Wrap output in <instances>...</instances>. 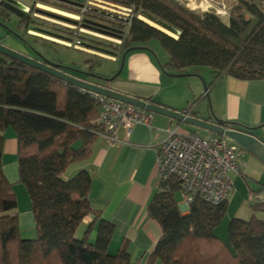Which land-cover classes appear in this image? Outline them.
<instances>
[{
  "label": "trees",
  "instance_id": "obj_1",
  "mask_svg": "<svg viewBox=\"0 0 264 264\" xmlns=\"http://www.w3.org/2000/svg\"><path fill=\"white\" fill-rule=\"evenodd\" d=\"M108 1L130 7L132 15L123 18L88 8L83 19L94 23L89 20L91 16L114 21L120 27H101L122 36L111 41L78 35L88 40L89 43L84 41L86 48L120 60L129 48L142 49L146 42L156 39L169 56L161 66L167 74H195L206 66L213 80L222 76L264 79V0L263 6L250 0H234L227 20L213 9L192 10L179 0ZM33 2L28 7L27 19L17 14L18 27L22 25L27 34L31 29L48 35L32 17ZM53 2L74 6L64 0ZM1 3V15L16 14L3 0ZM138 15L177 37L139 19ZM53 26L71 34L68 29ZM17 35L24 39L19 32ZM87 63V70L97 77L110 76L96 73L93 59ZM89 80L102 83L96 78ZM190 107L185 112L193 115ZM98 115V105L87 92L0 53V264H264V220L254 214L248 220L232 218L227 240H222L215 234V228L227 212V199L211 204L195 197L189 210L182 213L175 196L181 181L173 175L160 178L159 189L147 205V214L159 225L161 235L145 261L132 258L127 241L111 251L115 225L91 205L88 197L91 174L81 170L72 177L66 176L72 164L90 156L92 144L101 131ZM218 120L228 123L225 126L229 128L237 127L235 123ZM7 128L15 132L18 181L25 186L30 199L35 228V236L30 239L20 236L16 197L3 171V131ZM214 136L220 137L211 133ZM88 215L92 221L84 228L82 237H77L76 230Z\"/></svg>",
  "mask_w": 264,
  "mask_h": 264
},
{
  "label": "crops",
  "instance_id": "obj_2",
  "mask_svg": "<svg viewBox=\"0 0 264 264\" xmlns=\"http://www.w3.org/2000/svg\"><path fill=\"white\" fill-rule=\"evenodd\" d=\"M191 1L198 4L206 0ZM210 1L226 10L231 5L226 7L223 0ZM220 1L222 5H218ZM173 34L176 38L177 35ZM2 36H5L6 41L1 43L18 47L12 37L0 31ZM146 43L141 46L142 49L126 55L120 75L109 83L111 89L141 100H152V104L176 111H183L192 105L190 108L194 114L191 116L210 120L217 118L235 123L237 127L253 128L252 134L264 142V79L242 80L222 76L213 80L206 66L200 67L195 74L170 76L161 68L169 60L166 51V54L161 52L162 57L156 58L153 55L156 51ZM104 59L119 61L116 56ZM184 124L151 112L150 123L147 125L136 123L129 130L118 128L116 136L119 142L113 146L98 133L88 159L68 168L67 177L81 170L91 174L88 195L91 205L100 209L102 215L115 225L109 247L111 251L122 241H127L132 258L142 263L160 237L159 225L147 214V205L159 189L156 149L167 139L166 130L169 128H178L182 133H196L183 127ZM8 129L3 131L2 162L9 155L11 165L9 169L3 165V171L8 181L18 182L17 140L15 132ZM227 140L240 152L241 163L236 171L230 173L233 188L227 198L226 217L228 220H248L254 214L256 218L264 220V161ZM18 216L21 227H28L33 222L30 210H27L23 220L20 213ZM91 221L89 215L83 219L81 232ZM215 234L222 240L227 238L226 229L219 225L215 228Z\"/></svg>",
  "mask_w": 264,
  "mask_h": 264
},
{
  "label": "built area",
  "instance_id": "obj_3",
  "mask_svg": "<svg viewBox=\"0 0 264 264\" xmlns=\"http://www.w3.org/2000/svg\"><path fill=\"white\" fill-rule=\"evenodd\" d=\"M79 3L80 10L72 15L73 18L64 19L67 26L73 29V34L83 35L96 34L92 30L98 28L92 22L83 19V14L87 8L113 11L111 7L120 9L118 12L124 17L130 16L131 8L113 4L105 0H71ZM186 7L192 10L213 9L220 16H228V10L223 6H216L212 1L206 0L195 4L191 0H179ZM193 3L195 6H193ZM139 18V16H138ZM82 19V20H81ZM58 22V21H57ZM62 25V24H60ZM79 28L77 29V26ZM98 25V24H96ZM65 26V27H67ZM101 27V26H100ZM104 28V27H102ZM106 29V28H104ZM109 34L121 38V34L112 33L111 29H106ZM105 31V30H104ZM30 32V31H29ZM80 32V33H79ZM70 46V39H62ZM66 41V42H65ZM75 44H79L76 42ZM78 48L81 46L75 45ZM85 47V46H83ZM87 92L95 100L99 108L97 123L101 126V135L113 146L119 142L116 131L118 128L129 130L136 123L149 124L151 112L135 107L131 104L117 101L113 98L80 89ZM184 113L185 110H183ZM187 114V113H186ZM168 137L156 149V162L160 178L176 176L181 181L179 189L181 199L179 209L182 213L189 210V205L195 197H199L211 204L224 202L232 188L233 181L230 176L232 171L238 169L240 162V152L235 146L229 144L225 137L203 138L197 133H182L175 129H167Z\"/></svg>",
  "mask_w": 264,
  "mask_h": 264
},
{
  "label": "rangeland",
  "instance_id": "obj_4",
  "mask_svg": "<svg viewBox=\"0 0 264 264\" xmlns=\"http://www.w3.org/2000/svg\"><path fill=\"white\" fill-rule=\"evenodd\" d=\"M6 1H8V0H6ZM13 1H16L19 4H21L22 6H24V11H25L26 15L22 16V15L16 13V12H14L13 10L12 11L14 13H16L15 14L16 16L15 15H10V16L7 17V16H3V15L0 14V23H2L3 26H5L7 28V29H4V28H2L0 26V31H2L3 29L4 30H8L14 36L17 35V32H19V34L24 36V39L26 41H28V43L33 45V47L35 49L39 50L47 58L52 59L54 61L55 60L59 61L58 65H62V66H66V67L69 66V67H72V68H75V69L83 70V69H88L87 61H89L90 59H93V61L95 63V68H94L95 72L96 73H103V74L110 75V76L112 75V71L113 70L119 68L120 63H121V59L119 61H117V62H112V61H109V60H106V59H101V58L113 57V55L107 54L105 52H101L99 50H95V49H92V48L83 47L84 44H85L84 41L88 42V40L87 39H81V38L77 37L78 35L79 36L83 35L80 32H79L80 34H77V35L73 34V29H70V26H67L65 24V23H68V22L64 21V19L68 20L69 17H67L65 15L63 16V15H61L59 13H56V11H60V12H64V13H68V14L74 15V14H76V12H79L77 8L80 7V6H76L79 3H76V2L70 0L71 3H73L74 6L71 5V7H68V5L67 6L58 5L56 2H53V0H51V1L50 0L49 1H41V0L37 1L36 0L34 2H33V0H13ZM105 1H108V0H105ZM221 1H220V3H218V5H222L221 3L224 2L226 7L228 6V4H230V3L232 4L233 3L232 0H223L222 2ZM250 1L256 3L259 6H263V4H262L263 0H250ZM8 2H10V1H8ZM32 2L34 4L33 10H32V17L39 21V23L41 24V25H39L41 27V30L45 31L46 33H49L50 35L49 34L48 35L47 34H43V33L37 32L35 30H31V29L28 30V34H27L25 32L24 27L22 25H21V27H18V23H19L20 19L17 16L20 15L22 18L27 19L29 17L28 7H30ZM108 2H110V1H108ZM0 4H1V0H0ZM115 4L119 5V6H124V5H121V4H118V3H115ZM40 6H42V7H40ZM230 6H228L227 9H229ZM124 7H126V6H124ZM127 8H130V7H127ZM87 9H86V11H87ZM92 9H95V8H92ZM111 9H113V11H110V12L105 11V12H108L109 14H113L115 16H119V17H123V18H130L131 15H132V12H131L130 16L124 17L123 15H121L118 12L120 9H116L114 7H111ZM98 10L104 11V10L99 9V8H98ZM197 10H199V9H197ZM0 11H2V10H0ZM52 14H55V15H52ZM138 16H139V18L143 17V18L147 19L146 17H144L142 15H138ZM222 19L223 20H227L228 18L226 16V17H222ZM89 20L94 21L93 24L98 29L97 30H92L96 34L86 35V33H85L84 35H86V36H94L95 38H103V39L109 38L110 40L111 39L113 40L114 38H118L119 39V37L108 33V32H111V31H108V30L100 27L101 25L102 26H106V27H120L117 23H114V21H110V20H107V19H105V20L96 19L95 17H91V16L89 17ZM97 23L99 25H96ZM60 24H62V25H60ZM68 24L73 25L72 23H68ZM53 25H56V26H58V27H60L62 29L63 28L68 29V30L71 31V34H70L69 31H68L69 32L68 33V32H63L62 30H60L58 28L55 29ZM65 26H67V27H65ZM76 26H77V29H78L79 26L78 25H76ZM34 32H36V33L34 34ZM112 33H115V32H112ZM51 34L71 37V39H70L71 42H67V43H70V46H68L67 44H64L62 42H57V41H60L59 40L60 38L53 37V35L51 36ZM118 34L119 33H117V35ZM37 38H41L42 40H44V39L45 40H50L51 42H55L57 40L55 43H58V44H61V45L64 44V45L60 46V45H53V44H47V43L45 44L44 41H42L40 39H37ZM51 39H53L54 41L51 40ZM106 40H108V39H106ZM0 41H4L5 42L6 41L5 36L4 37L2 36V38L0 37ZM76 42H79V43L81 42V43H80V45L79 44H74ZM90 44L96 45V43H93V42H90ZM146 44L148 45V47H150L151 49L153 48L156 51V52H154L155 54L153 53L154 57H156V56L157 57H162L161 52L166 54L165 50L163 49L162 45L160 44V42L158 40L152 39V40L148 41ZM65 45H67V46H65ZM75 45L81 46V48H78ZM102 46L106 47V48L108 47V46H104V45H102ZM109 49H111V48H109ZM99 57H101V58H99ZM76 75L81 77V78H83V79H86V77L84 75H80V74H76ZM183 127L188 129L189 131H195L197 134H199L203 138H208V137L211 136V132L203 130V129H199V128H196V127H193V126H190V125H187V124H184ZM8 130H12V129L9 128ZM2 163H3V165H6L7 168L9 169V167L11 165L10 164L11 163V159H10L9 155H6L3 158V162ZM11 183H12V189H13V192L15 194L16 201H17V209L16 210H17L18 213H20L21 219L23 220V218L27 215V210H30V199H29V196H28V194L26 192L25 186L21 182L18 181V182H11ZM175 196H176L177 202H179V200H180L179 192H177ZM226 216H227V213L224 215V217L221 220L219 226H221V228L224 229V230L226 229L227 236H228V226H229V222L231 221V219L228 220L227 219L228 217H226ZM31 221H32V219H31ZM21 224H22V222H21ZM83 232H84V229L81 232V227L79 226L78 229L76 230L75 234H76L77 237H82V235H83L82 233ZM20 236L22 237V239L34 238V236H35L34 222H32L31 225H29L28 227H21L20 226ZM226 240H227V238H225V241Z\"/></svg>",
  "mask_w": 264,
  "mask_h": 264
},
{
  "label": "water",
  "instance_id": "obj_5",
  "mask_svg": "<svg viewBox=\"0 0 264 264\" xmlns=\"http://www.w3.org/2000/svg\"><path fill=\"white\" fill-rule=\"evenodd\" d=\"M64 1L70 3L69 0H64ZM52 15H55V14H52ZM0 26L4 29H7L5 26H3L2 23H0ZM52 35L55 37H58L55 34H51V36ZM137 49L139 48L137 47L129 48L122 54L120 66L114 74H112L111 76L97 77L93 73L85 72L83 70L75 69L69 66L66 67V66H62V65H58L54 63H50V65L46 64L26 54L18 52L14 50L13 48H10L9 46L0 42V53L5 56H8L14 60L22 62L26 65L32 66L43 72H46L62 80L63 82L74 85L85 91L95 92V93L113 98L115 100H118V101H121L127 104H131L140 109H144V110H147L153 113L162 114L178 122L185 123L193 127L209 131L213 134L219 135L220 137H225L229 139L230 141L240 145L241 147H243L244 149H246L253 155L260 158L262 161H264V142L259 140L256 136L252 134L253 128H249L245 126L229 128L228 126H225V125H228V123L222 124L217 118H214V120H210L208 118H202L196 115L191 116L189 114L184 113V111H176V110H172V109H169L163 106L155 105L146 100H141V99H138L132 96H128L126 94H123V93H120L118 91L111 89L109 87V83L120 75L123 65H124V60H125L126 55L129 52L137 50ZM37 54L39 55V53ZM41 59L47 60L45 58H41ZM55 66L59 68H56ZM61 69H64V70H61ZM67 70L70 72H68ZM76 74L84 75L86 76V79H83L77 76ZM184 75L186 74H176V75H170V76L179 77V76H184ZM87 77L96 78L102 83L91 81L87 79Z\"/></svg>",
  "mask_w": 264,
  "mask_h": 264
},
{
  "label": "flooded vegetation",
  "instance_id": "obj_6",
  "mask_svg": "<svg viewBox=\"0 0 264 264\" xmlns=\"http://www.w3.org/2000/svg\"><path fill=\"white\" fill-rule=\"evenodd\" d=\"M3 31V34H7L9 35L10 37H12L14 39V41L16 42V44H18V47H11L13 48L14 50L18 51V52H21L23 54H26L32 58H35L37 60H40L41 62H44L46 64H49L50 63H54V64H58V62L52 60V59H49L47 58L44 54H42L39 50L35 49L33 47V45H31L30 43H28V41H26L25 39L19 37V35H12V33L8 32L6 30H2ZM23 39V40H22ZM22 40V41H21ZM6 45V44H5ZM8 46V45H7ZM39 53V55L37 54ZM41 58H45L47 60H42ZM56 68H59L57 66H55ZM61 70H64V69H61ZM68 71V70H67ZM83 71L85 72H89L87 69H83ZM70 72V71H68ZM86 77V76H85ZM87 79H91L90 77H87Z\"/></svg>",
  "mask_w": 264,
  "mask_h": 264
},
{
  "label": "bare ground",
  "instance_id": "obj_7",
  "mask_svg": "<svg viewBox=\"0 0 264 264\" xmlns=\"http://www.w3.org/2000/svg\"><path fill=\"white\" fill-rule=\"evenodd\" d=\"M4 1V4L6 5V6H8L9 8H11L14 12H16V13H18V14H20V15H22V16H25L26 15V13H25V11H24V6H22L21 4H19L18 2H16V1H13V0H8V1H10V2H8V1H6V0H3ZM70 1V0H69ZM71 2V1H70ZM67 3V2H66ZM40 7H42V6H40ZM26 8V7H25ZM26 10V9H25ZM56 13H59V14H61V15H65V16H67V17H70V18H73V16L71 15V14H68V13H64V12H60V11H56ZM142 18V20H144V21H146L147 23H149L150 25H152V26H154V27H156V28H158L159 30H162L163 32H165V33H167V34H169V35H171V36H175L174 34H173V32H170L169 30H167V29H165V28H163L162 26H160V25H158V24H156V23H154V22H151V21H149V20H147V19H145V18H143V17H141ZM36 32H34V34H35ZM49 39V38H48ZM57 39V38H56ZM51 40H53V39H51ZM60 40V39H59ZM54 41V40H53ZM57 41V40H56ZM57 42H62V43H64L63 41H57ZM65 44V43H64Z\"/></svg>",
  "mask_w": 264,
  "mask_h": 264
},
{
  "label": "clouds",
  "instance_id": "obj_8",
  "mask_svg": "<svg viewBox=\"0 0 264 264\" xmlns=\"http://www.w3.org/2000/svg\"><path fill=\"white\" fill-rule=\"evenodd\" d=\"M139 19H141V18H139Z\"/></svg>",
  "mask_w": 264,
  "mask_h": 264
}]
</instances>
